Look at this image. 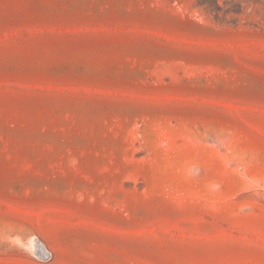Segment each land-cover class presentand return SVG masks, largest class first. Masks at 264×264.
Here are the masks:
<instances>
[{
    "label": "rangeland",
    "instance_id": "374dc122",
    "mask_svg": "<svg viewBox=\"0 0 264 264\" xmlns=\"http://www.w3.org/2000/svg\"><path fill=\"white\" fill-rule=\"evenodd\" d=\"M211 4L0 0V264H264V0Z\"/></svg>",
    "mask_w": 264,
    "mask_h": 264
},
{
    "label": "trees",
    "instance_id": "16d2710c",
    "mask_svg": "<svg viewBox=\"0 0 264 264\" xmlns=\"http://www.w3.org/2000/svg\"><path fill=\"white\" fill-rule=\"evenodd\" d=\"M212 4L205 7V12L208 15H212L214 21L219 22L221 19H225L228 15L241 14L244 3L247 0H223L222 5L219 4V0H211ZM201 6V5H199Z\"/></svg>",
    "mask_w": 264,
    "mask_h": 264
},
{
    "label": "water",
    "instance_id": "95a60500",
    "mask_svg": "<svg viewBox=\"0 0 264 264\" xmlns=\"http://www.w3.org/2000/svg\"><path fill=\"white\" fill-rule=\"evenodd\" d=\"M38 246H39V251L36 252L40 257L43 259H48L49 258V253L44 249L43 245L41 242L38 241Z\"/></svg>",
    "mask_w": 264,
    "mask_h": 264
},
{
    "label": "bare ground",
    "instance_id": "6f19581e",
    "mask_svg": "<svg viewBox=\"0 0 264 264\" xmlns=\"http://www.w3.org/2000/svg\"><path fill=\"white\" fill-rule=\"evenodd\" d=\"M44 247V246H43ZM34 249L36 250V251H39V246H38V241L37 240H35V246H34ZM45 249V248H44Z\"/></svg>",
    "mask_w": 264,
    "mask_h": 264
}]
</instances>
